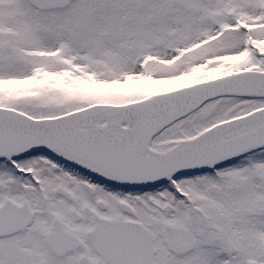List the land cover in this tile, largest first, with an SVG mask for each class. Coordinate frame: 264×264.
<instances>
[{"label": "snow or ice", "instance_id": "snow-or-ice-1", "mask_svg": "<svg viewBox=\"0 0 264 264\" xmlns=\"http://www.w3.org/2000/svg\"><path fill=\"white\" fill-rule=\"evenodd\" d=\"M0 264H264V0H0Z\"/></svg>", "mask_w": 264, "mask_h": 264}]
</instances>
